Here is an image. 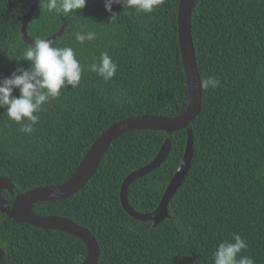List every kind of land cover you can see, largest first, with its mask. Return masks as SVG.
<instances>
[{
  "label": "trees",
  "instance_id": "16d2710c",
  "mask_svg": "<svg viewBox=\"0 0 264 264\" xmlns=\"http://www.w3.org/2000/svg\"><path fill=\"white\" fill-rule=\"evenodd\" d=\"M33 1L0 0V79L30 67L22 27ZM179 3L165 0L150 14L113 5L110 18L104 6L89 3L64 17L39 0L29 36L44 39L66 24L53 43L72 47L84 72L79 87L62 89L39 114L31 135L0 107V176L14 185L3 191L8 208L19 193L68 181L112 124L142 114L177 116L188 108ZM88 31L97 34L95 41H76L77 32ZM192 35L201 79L216 77L220 85L202 88V108L191 124L122 134L83 188L34 205L39 214L65 216L89 229L100 244L98 264H214L218 244L232 233L248 243L241 255L264 264V0H196ZM104 52L118 65L108 82L90 70ZM189 130L193 157L168 217L153 226L131 216L121 199L125 178L171 139L163 163L128 188L135 210L153 212L182 163ZM0 247V264H80L88 256L79 236L17 222L1 210Z\"/></svg>",
  "mask_w": 264,
  "mask_h": 264
},
{
  "label": "water",
  "instance_id": "95a60500",
  "mask_svg": "<svg viewBox=\"0 0 264 264\" xmlns=\"http://www.w3.org/2000/svg\"><path fill=\"white\" fill-rule=\"evenodd\" d=\"M38 2L39 0L33 1L22 27V37L29 44L34 42V38L29 36L27 27ZM195 2L196 0H180L178 10L179 42L190 90V103L182 114L177 116L142 114L128 117L112 124L96 139L90 147L82 165L68 181L60 185L39 186L24 193H19L14 199L11 208L6 206L7 200L3 196V191L5 189L13 190L14 185L7 177L0 176V210L17 222H26L34 226L64 230L82 238L88 245V256L80 264H98L101 249L98 240L92 232L65 216L39 214L34 211V205L40 201L69 197L83 188L97 171L111 143L122 134L142 128L162 129L173 132L187 128L198 116L202 108L203 93L201 87L202 79L197 64L192 35V11ZM87 3L104 6V0H87ZM65 27L66 24L58 32L44 39H50L54 42L63 34ZM188 132L187 148L182 163L169 183L159 206L153 212L142 213L135 210L128 199V188L135 180L155 170L163 163L170 153L171 139H166L158 155L149 164L134 170L125 178L121 188V199L124 208L131 216L139 220H151L153 226L159 225L168 217L169 202L186 176L193 157V138L191 131L189 130ZM4 254L5 251L0 247V261L4 257Z\"/></svg>",
  "mask_w": 264,
  "mask_h": 264
},
{
  "label": "clouds",
  "instance_id": "9594fccd",
  "mask_svg": "<svg viewBox=\"0 0 264 264\" xmlns=\"http://www.w3.org/2000/svg\"><path fill=\"white\" fill-rule=\"evenodd\" d=\"M87 0H47V9L68 17L86 7ZM113 4L137 12L150 14L165 4V0H104L105 10L115 16ZM97 34L92 31L77 32L75 39L80 43L93 42ZM23 59L30 63L25 69L17 67L10 76L0 79V107L4 108L10 120L19 123L20 131L31 135L40 120V113L52 100L60 97L61 90L80 86L84 67L77 59L72 47H57L50 39L36 38L23 53ZM118 65L104 52L99 60L93 58L90 70L103 81H110L117 72ZM219 78L207 77L201 81L204 89H215ZM14 89L19 95H14ZM248 243L238 233H232L230 240L220 242L213 253L214 264H255L250 256L241 255Z\"/></svg>",
  "mask_w": 264,
  "mask_h": 264
}]
</instances>
